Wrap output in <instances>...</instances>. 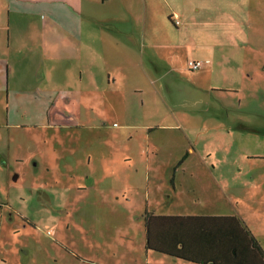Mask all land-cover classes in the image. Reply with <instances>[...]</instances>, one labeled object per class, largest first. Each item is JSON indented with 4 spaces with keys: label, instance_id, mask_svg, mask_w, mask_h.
I'll return each mask as SVG.
<instances>
[{
    "label": "rangeland",
    "instance_id": "obj_1",
    "mask_svg": "<svg viewBox=\"0 0 264 264\" xmlns=\"http://www.w3.org/2000/svg\"><path fill=\"white\" fill-rule=\"evenodd\" d=\"M173 1L184 9L193 3L187 31L163 38L167 44L157 58L163 73L152 63L158 54L147 50L155 73L143 91L122 94V110L111 108V94L101 90L102 72L101 89L85 95L80 125H36V119L14 130L6 146L7 175L0 180V264H191L146 250V212L235 215L264 247V10L260 22L255 17L264 0ZM117 7L107 24L113 30L123 22ZM206 20L218 25L214 37L230 54L249 53L240 48L233 24L244 21L245 34L261 39L249 49L261 59L262 74L244 87L246 101H256L242 109L231 100L236 95L210 89L213 81L201 69L207 59L195 57L204 53L195 45L205 39ZM249 20L256 29L246 25ZM172 55L202 65L192 70L185 62L183 71L179 64L175 71ZM58 80L47 79L53 87ZM52 111L61 116L63 109ZM82 113L102 126L87 125ZM212 163L215 179L203 170Z\"/></svg>",
    "mask_w": 264,
    "mask_h": 264
},
{
    "label": "crops",
    "instance_id": "obj_2",
    "mask_svg": "<svg viewBox=\"0 0 264 264\" xmlns=\"http://www.w3.org/2000/svg\"><path fill=\"white\" fill-rule=\"evenodd\" d=\"M112 1L0 0V180L7 175L8 162L4 160L11 149L6 152V146L13 139L15 129L36 119L39 121L36 125L45 121L59 122L60 126L80 125L83 119L77 116L83 109L85 95L101 89L102 72L106 81L101 90L111 94L110 107L116 111L123 109L121 96L124 92L143 91L145 80L155 73L154 67L158 73H163L157 65V58L164 54L163 47L167 44L163 38H169L167 33L176 37V33L185 29L187 9L193 3L185 9L173 0H118V7L107 6ZM187 3L185 0L184 4ZM113 7H117L116 12L123 21L115 24V30L107 28V24L112 23ZM261 9L264 7L255 13L257 22L261 21ZM153 15H157L158 21L153 20ZM172 15L179 17L182 26H174L169 19ZM233 25L240 30V48L249 51L248 54H230L228 45L214 37L218 25L213 26L206 20L204 41L200 44L195 41V46L203 48L199 53H204L195 57L210 60L201 68L213 81L209 84L210 89L236 95L231 100L242 109L244 104L256 101L254 96L246 101L244 87L246 83L254 85L262 74L261 59L249 49L260 46L261 39L245 34L241 28H245L244 21ZM246 25L254 29L258 26L250 20ZM251 34L255 35L254 32ZM149 48L158 54L153 58V70L146 60ZM172 58L168 61L175 71L176 64L182 70V65L186 62L188 67L187 62L191 59L179 55H172ZM53 76L59 79L54 87L53 82L47 81ZM95 77L100 81L95 83ZM73 84L76 88H71ZM38 106H41L40 112H37ZM56 108L63 109L61 116L53 111L51 114ZM85 114L82 113L87 125L102 126L101 119ZM148 125V131L152 130ZM210 165H204L203 170L215 179L217 166Z\"/></svg>",
    "mask_w": 264,
    "mask_h": 264
},
{
    "label": "trees",
    "instance_id": "obj_3",
    "mask_svg": "<svg viewBox=\"0 0 264 264\" xmlns=\"http://www.w3.org/2000/svg\"><path fill=\"white\" fill-rule=\"evenodd\" d=\"M169 19L175 27L181 23L176 15ZM184 158L186 155L182 161ZM145 227L146 250L176 260L191 264H264V247L249 226L235 215L146 212Z\"/></svg>",
    "mask_w": 264,
    "mask_h": 264
},
{
    "label": "built area",
    "instance_id": "obj_4",
    "mask_svg": "<svg viewBox=\"0 0 264 264\" xmlns=\"http://www.w3.org/2000/svg\"><path fill=\"white\" fill-rule=\"evenodd\" d=\"M189 65L191 67H193L194 69H196V68H199L202 65V61H199V60H197V61L190 60L189 61Z\"/></svg>",
    "mask_w": 264,
    "mask_h": 264
}]
</instances>
